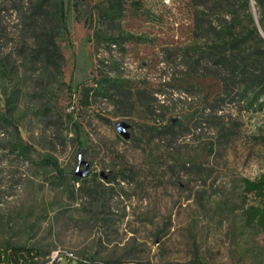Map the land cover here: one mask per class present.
I'll return each mask as SVG.
<instances>
[{
  "label": "rangeland",
  "instance_id": "obj_1",
  "mask_svg": "<svg viewBox=\"0 0 264 264\" xmlns=\"http://www.w3.org/2000/svg\"><path fill=\"white\" fill-rule=\"evenodd\" d=\"M15 1L0 0L3 53L19 39ZM64 2L61 75L29 63L0 77V114L15 100L5 136L31 146L28 159L0 140V250L28 248L33 264L55 248L74 252L66 264H264V232L244 215L261 201L242 190L264 174V67L247 81L234 64L250 48L232 53L220 31L233 16L238 39L250 18L264 39V8Z\"/></svg>",
  "mask_w": 264,
  "mask_h": 264
},
{
  "label": "trees",
  "instance_id": "obj_2",
  "mask_svg": "<svg viewBox=\"0 0 264 264\" xmlns=\"http://www.w3.org/2000/svg\"><path fill=\"white\" fill-rule=\"evenodd\" d=\"M255 2L260 11H263L264 0H255ZM246 3L247 0H245ZM6 10L9 11L10 16L17 19L15 30L18 32L19 39L10 38L5 44L8 50L4 53L0 50V77L18 74L19 67L29 63L32 65L40 63L43 68L54 67L57 74L61 75L63 55L56 40L67 32L64 0H16L6 7ZM250 20L249 18V22L241 27L238 39L233 35L235 26L233 16L231 20L225 21L228 22V29L226 25L220 27L223 33L222 39H230L227 50L239 53L240 42L250 48V52L234 64L247 81H253L259 77L255 74L256 65L264 67V50L259 52L254 46L255 39L263 45L264 39L258 34L257 28L250 25L252 23ZM213 29L216 30L215 27ZM27 41H29V47H26ZM19 44L21 48L13 53L12 48ZM13 97L14 95H11L6 99L8 115L0 114V140L5 139L12 150L30 159L31 146L20 139L18 131L15 130V135L10 137L5 136L4 133L3 125L10 124V109L15 103ZM73 178L78 180L75 176ZM242 190L245 195L251 193L261 201L260 204H249L244 209L245 222L256 223L264 232V174L254 179L242 178ZM35 253L28 248H3L0 250V264H33Z\"/></svg>",
  "mask_w": 264,
  "mask_h": 264
},
{
  "label": "built area",
  "instance_id": "obj_3",
  "mask_svg": "<svg viewBox=\"0 0 264 264\" xmlns=\"http://www.w3.org/2000/svg\"><path fill=\"white\" fill-rule=\"evenodd\" d=\"M168 2L169 0H164ZM76 260V256L71 249L68 248H55L47 256V260L41 264H66L69 261Z\"/></svg>",
  "mask_w": 264,
  "mask_h": 264
},
{
  "label": "water",
  "instance_id": "obj_4",
  "mask_svg": "<svg viewBox=\"0 0 264 264\" xmlns=\"http://www.w3.org/2000/svg\"><path fill=\"white\" fill-rule=\"evenodd\" d=\"M128 127H129V124L125 121H118L115 124V128H116L117 132L125 139H127L129 137V133L127 131ZM81 165H84V169L79 170V167ZM89 169H90V166H89L88 161L83 159L82 154L79 153L78 154V162H77V166H76V170L74 171V174L76 176L82 177L88 173Z\"/></svg>",
  "mask_w": 264,
  "mask_h": 264
}]
</instances>
